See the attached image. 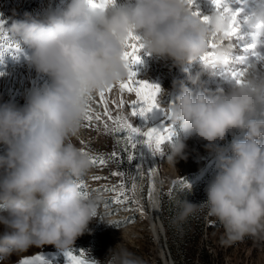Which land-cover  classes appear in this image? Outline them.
<instances>
[{
  "label": "clouds",
  "instance_id": "obj_1",
  "mask_svg": "<svg viewBox=\"0 0 264 264\" xmlns=\"http://www.w3.org/2000/svg\"><path fill=\"white\" fill-rule=\"evenodd\" d=\"M244 16V30L255 34L261 50L264 0H249ZM228 23L223 10L203 22L187 0H113L103 9L89 0H61L54 9L12 22L10 39L27 47V62L48 82L31 89L23 106L0 103V260L33 246L68 249L95 218V201L82 196L77 182L90 161L72 138L87 98L127 78L122 56L129 33L147 54L186 73V81L173 80L174 102L167 106L183 132L169 142L168 161L175 166L187 159L186 140L195 136L206 141L214 165L206 201L185 200L180 216L206 207L222 224L225 242L264 232V62L250 59L243 83L225 75L227 89L212 91L202 80L205 73L221 77L229 65V45L217 44L208 55L210 41H220ZM196 62L202 70L188 72L186 65ZM122 264L138 262L125 258Z\"/></svg>",
  "mask_w": 264,
  "mask_h": 264
},
{
  "label": "rangeland",
  "instance_id": "obj_2",
  "mask_svg": "<svg viewBox=\"0 0 264 264\" xmlns=\"http://www.w3.org/2000/svg\"><path fill=\"white\" fill-rule=\"evenodd\" d=\"M60 5L61 0H0V20L5 21L3 29L0 30L2 31L0 73L10 68L17 69L24 73L28 81L31 75H37L38 80L34 88L42 87L48 82L47 76L37 73L33 67L28 68L26 60L28 49L25 45L21 44L20 52H15L16 44L10 39L7 28L13 21L24 19L25 13L35 16ZM214 43L226 45L230 41L221 43L215 40ZM239 49V45L234 48L235 52L241 53L242 50ZM143 53L141 66L134 65L133 70L140 76H144L150 68H155L157 80L155 84L162 90L158 95V102L161 108H165L163 100L168 96H165L164 91L168 84L173 82L174 75L177 73L185 77L186 74L174 67L170 60L159 59L163 62L161 61L162 63L158 65L154 57L146 51ZM4 79L2 75L1 80L4 81ZM180 79L183 78L180 76ZM28 88L26 92L23 85L14 84L11 89L0 85V103L10 102L23 106L29 91L34 89L31 85ZM95 97L98 98L97 93ZM98 108L100 111L103 109L102 106ZM124 108L118 110L115 105L109 103L113 116L119 111L121 115H126L130 122L141 126L139 118L134 120L130 109ZM161 113L160 109L154 110L150 116L151 122L156 121ZM106 123L107 128L102 120H94L89 127L88 122L83 119L81 128L84 130L85 139L72 138V142L78 148L85 149L90 161L88 173L77 181L78 184H83V191L96 204L97 215L90 221L88 230L68 249L59 250L54 245L33 246L26 252L13 254L7 259L0 260V264H19L25 258L35 259L37 255H42L45 259L54 258L56 264H67V258L63 257V253L67 250H73L74 254L83 251L84 254L80 258L98 260L100 264H122L125 258L134 259L138 264H166L148 214L150 211L148 176L145 172L137 174L135 159L128 161V155L138 156L140 145L135 150L129 146L128 151L125 152L123 149L126 140H118L119 134L113 130V123L111 121ZM164 124L171 126L170 138L162 145L163 154L158 153L156 157L161 170L159 182L161 219L165 227L163 233L166 234V242L174 264H264V232L258 235H247L234 242H225V230L222 224L208 214L206 207H196L186 217L180 216L181 206L185 200L196 204L206 201L205 188L214 176L215 170L212 158L204 146L206 141L195 136L186 140L187 159H177L175 166L170 163L167 159L168 144L181 137L183 132L180 124H173L171 119ZM146 128L147 126H143V130ZM236 135L242 134L236 133ZM231 139L232 135H229L222 143H227ZM113 150L120 153V156L108 159ZM4 151L5 147L0 145V154ZM95 155L104 156L108 159L107 164L93 165L91 157ZM113 172L122 173V175H112ZM94 176L106 177V179L94 180ZM182 180L185 183L189 182L191 188L182 185ZM113 186H116L115 191ZM3 231V226H0V233ZM168 258L169 263L172 264L169 255Z\"/></svg>",
  "mask_w": 264,
  "mask_h": 264
},
{
  "label": "snow or ice",
  "instance_id": "obj_3",
  "mask_svg": "<svg viewBox=\"0 0 264 264\" xmlns=\"http://www.w3.org/2000/svg\"><path fill=\"white\" fill-rule=\"evenodd\" d=\"M113 0H89V4L93 8L103 9L107 4L112 3ZM195 0H187L189 9L194 5ZM212 5L214 6V12L223 10L228 13L229 23L227 30L223 33V37L220 40L223 41H235V43H229L231 48H235L239 45L240 49L244 55L236 54L231 55L232 65H247V67L237 68L230 67L228 71L221 72L220 76L224 77L227 75L232 81L237 84L243 83V77L247 68L250 66L248 61L251 57H255L257 61L264 62V48L260 51L256 50V46L253 43L255 34L251 31L244 30V24L246 23V17L244 16L245 8L249 4V0H211ZM235 6V7H232ZM194 15H197L201 18L203 22L209 20L210 15H202L199 11H192ZM5 21L0 20V30L3 29ZM0 38H2V31H0ZM214 40L217 38L214 36L209 43L210 52L208 55H212L211 49H214L217 45L214 43ZM264 43V42H262ZM143 44L140 43V38L132 33H129L128 39L125 41V51L123 53L122 59L124 60L126 67L128 68L127 79L120 81L119 83L111 86H107L98 92V99L94 94L90 95L87 100V109L85 112L84 120L88 122V126L91 127L92 121H100L102 116L107 118V121H111L114 125V131L119 134V139H125L126 145L123 149L125 152L128 151V147L135 150L138 145L145 146L153 157L156 154H163L162 145L165 144L170 138V125H165L163 122L159 126H154L150 120V116L154 110L160 109L164 113L167 119H171L170 111L168 108H161L158 102V95L161 91L159 85L148 83L147 81H142L137 79V73L133 70L134 65L141 62V56L139 55L140 51L143 49ZM15 52H20L19 44L15 45ZM207 57H202L201 60L205 61ZM2 75V73H0ZM119 88L121 93V98L117 100H112V104L116 108L123 109L126 105V102L123 99V93H134L137 97L136 100L128 103L130 109L131 117L139 118L141 126L130 122L126 115H121L118 111L117 115L113 116L108 108V101L106 98V93H111L114 87ZM95 101L98 106L103 107V113H92L91 112V103ZM143 126H147V131L143 130ZM107 128V123H105ZM81 152L87 155L84 148L80 149ZM120 156V153L113 150L108 159H115ZM145 158V152L141 150L138 156L134 157L133 155H128V161L131 162L134 159L136 160L137 170L142 167V161ZM104 156L95 155L91 157V163L93 165L105 166L108 162ZM122 160V157H121ZM151 167H149V172ZM112 175H122V173L113 172ZM94 180L106 179V177L94 176ZM181 184L187 188H191V184L181 181ZM81 188V194L84 197H87V194L83 191V184H79ZM122 186V185H121ZM113 186V191H115ZM116 202V201H114ZM97 213H95V216ZM83 251H80L77 254L73 253V250H67L63 253V257L67 258V264H96V260H87L80 258L83 256ZM56 264L54 258L45 259L42 255H37L35 259L25 258L19 262V264Z\"/></svg>",
  "mask_w": 264,
  "mask_h": 264
},
{
  "label": "bare ground",
  "instance_id": "obj_4",
  "mask_svg": "<svg viewBox=\"0 0 264 264\" xmlns=\"http://www.w3.org/2000/svg\"><path fill=\"white\" fill-rule=\"evenodd\" d=\"M190 10L191 11H199L202 15H211L214 12V6L212 5L211 0H195V3ZM226 45H229V43H227ZM239 50H241V49H239ZM144 51L145 50L142 49L140 51L139 55L140 56L144 55V53H143ZM257 51H258V49H257ZM231 53H232V55H236V54H240V55L243 54L244 55L243 52H241V53L235 52L234 48L233 49L231 48ZM154 60L157 62L156 64H158V65H159V63L163 62L162 60H161L162 61L161 62L158 58H155V57H154ZM166 61H169V60H166ZM141 62H142V60H141ZM141 62L136 64L135 66L140 67ZM196 63H198V64L195 65ZM196 63L191 64L190 69H196L195 71L197 72V68L201 69L202 66H201V62H196ZM27 66H28V68H31L29 63H27ZM233 66L237 67V68L247 67V65H245V66L232 65L231 58H230L229 65L225 68V71L227 72L228 69L230 67H233ZM155 74H156V70H155V68L152 67L149 69V71L144 76L143 75L140 76L137 73V79L142 80V81H147L148 83H151V84H155V81H157L155 79ZM2 75H4V77H5L4 81L1 80ZM2 75H0V85L1 86L2 85L7 86L11 89V88H13L14 84H18V86L23 85V88L26 92L29 90L28 86L31 85L34 88L35 85L37 84V80H38L37 75H35V76L31 75L30 81H28V79H26L24 73H21L20 70H17V69L15 70V69H11V68L5 70V72L2 73ZM180 76L183 78V80H186V77L183 74H178V73H177V75H174L173 79H180ZM202 80L205 81L206 87H208L212 91H214L218 87H224L225 89H227V87H228V82L223 77L218 76L216 78H209L207 73H205L202 76ZM189 86H191V85H189ZM164 92L166 93L165 96H168L167 99L163 100V102L165 104L164 109H166L169 104L174 102V89H173L172 83L168 84L167 89ZM97 95H98V93H97ZM94 96H96V93ZM106 98L108 101V108H109V103H112V100L118 101L121 98V93L119 91L118 86L114 87L111 93H106ZM96 99H98V98L96 97ZM123 99L129 103L133 100H136L137 97L135 96L134 93L130 94V93H127L125 91L123 93ZM128 103H126L127 105H125L124 109H129ZM109 111L111 112L110 109H109ZM91 112L92 113H103V109H101V111H100V109L98 108L95 101H93L91 103ZM135 119H137V117H134V120ZM101 120L104 124L107 122L106 117L102 116ZM168 120L169 119H167L165 117L164 113L162 112L161 116L156 121L152 122V124L154 126H159L161 124V122L166 123ZM83 131L84 130H82V128L80 127L79 132L75 137L80 138V139H85V137H84L85 133ZM144 131H147V128ZM240 136H242V135H240ZM141 150H143L145 152V158L142 161V167H140V169L137 170V174L139 175L141 172H145L148 176V181H149V184H148V186H149V189H148L149 200H148V202H149V207H150V211L148 214H149V218L151 220V225H152L153 231L155 232L157 239L159 241V245H160L162 254L166 259V264H170L168 254L166 251V247H165V243H164L163 237H162V233L165 232V227H164L163 221L161 219V213H162L161 185L159 182V180L161 178V170L158 166L157 157L156 156L153 157L151 155V153L149 152V150L143 145H140V151ZM149 167H151L150 172H149ZM163 234H165V233H163Z\"/></svg>",
  "mask_w": 264,
  "mask_h": 264
},
{
  "label": "water",
  "instance_id": "obj_5",
  "mask_svg": "<svg viewBox=\"0 0 264 264\" xmlns=\"http://www.w3.org/2000/svg\"><path fill=\"white\" fill-rule=\"evenodd\" d=\"M163 235L165 236L164 243H165V247H166L167 254L170 257V260H171L172 264H174V262L172 260V257H171V254H170V250H169L168 245H167V242H166V234H163Z\"/></svg>",
  "mask_w": 264,
  "mask_h": 264
},
{
  "label": "built area",
  "instance_id": "obj_6",
  "mask_svg": "<svg viewBox=\"0 0 264 264\" xmlns=\"http://www.w3.org/2000/svg\"><path fill=\"white\" fill-rule=\"evenodd\" d=\"M188 72H190V73H194L192 69H189Z\"/></svg>",
  "mask_w": 264,
  "mask_h": 264
}]
</instances>
